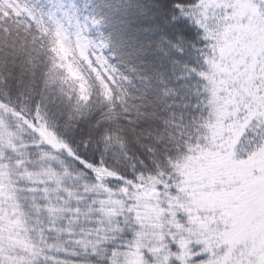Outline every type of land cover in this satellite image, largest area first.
Returning <instances> with one entry per match:
<instances>
[{
  "label": "snow or ice",
  "instance_id": "6c2138e0",
  "mask_svg": "<svg viewBox=\"0 0 264 264\" xmlns=\"http://www.w3.org/2000/svg\"><path fill=\"white\" fill-rule=\"evenodd\" d=\"M0 0V264H264V0Z\"/></svg>",
  "mask_w": 264,
  "mask_h": 264
},
{
  "label": "trees",
  "instance_id": "16d2710c",
  "mask_svg": "<svg viewBox=\"0 0 264 264\" xmlns=\"http://www.w3.org/2000/svg\"><path fill=\"white\" fill-rule=\"evenodd\" d=\"M89 2L94 3L97 11L108 20L109 23L106 25V30H114L118 36L119 27L117 21L119 15L116 9L121 5L122 0H89Z\"/></svg>",
  "mask_w": 264,
  "mask_h": 264
}]
</instances>
